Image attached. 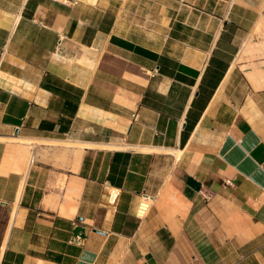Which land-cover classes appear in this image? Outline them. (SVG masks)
<instances>
[{
    "label": "crops",
    "instance_id": "crops-1",
    "mask_svg": "<svg viewBox=\"0 0 264 264\" xmlns=\"http://www.w3.org/2000/svg\"><path fill=\"white\" fill-rule=\"evenodd\" d=\"M0 264H264V0H0Z\"/></svg>",
    "mask_w": 264,
    "mask_h": 264
},
{
    "label": "rangeland",
    "instance_id": "rangeland-1",
    "mask_svg": "<svg viewBox=\"0 0 264 264\" xmlns=\"http://www.w3.org/2000/svg\"><path fill=\"white\" fill-rule=\"evenodd\" d=\"M74 144L78 143L75 142ZM74 144L70 145V143H61L60 145H54V147H48L46 144L42 145L38 143L37 147L33 148V151H35L33 159L35 162L36 160L40 161L49 167L64 169L70 168L75 170L76 168L73 165L72 158V154L75 152L74 149L76 147Z\"/></svg>",
    "mask_w": 264,
    "mask_h": 264
},
{
    "label": "built area",
    "instance_id": "built-area-1",
    "mask_svg": "<svg viewBox=\"0 0 264 264\" xmlns=\"http://www.w3.org/2000/svg\"><path fill=\"white\" fill-rule=\"evenodd\" d=\"M226 184L232 185V181L230 179H227L226 180ZM118 195H119L118 190L117 189H112L111 192H110V200L111 201L114 200V201H112L114 203L116 201ZM205 197H209V195L206 194ZM153 201H154V196L152 194L147 193V192H142L141 193V199H140L139 204L137 206L136 214L139 217L146 216L149 213V210L151 208V205L153 204ZM76 239L79 242H81L82 236L78 235L76 237Z\"/></svg>",
    "mask_w": 264,
    "mask_h": 264
},
{
    "label": "bare ground",
    "instance_id": "bare-ground-1",
    "mask_svg": "<svg viewBox=\"0 0 264 264\" xmlns=\"http://www.w3.org/2000/svg\"><path fill=\"white\" fill-rule=\"evenodd\" d=\"M14 139H16V140H14ZM14 139H12V140H14V141H19V142H23V143H28V144H31V145H35L36 143L38 144V143H40V144H46V145H60L61 143L60 142H51L50 143V141H46V140H41V141H39V142H36V141H34V140H32V139H29V138H23V137H19V136H15V138ZM3 140V139H2ZM64 143H70V141H66V142H64V141H62V144H64ZM71 145V144H70ZM85 146H88V144H81L80 145V148H83V147H85ZM33 152V151H32ZM176 155H177V157L180 155V151H176ZM80 156H81V153H76L75 154V163H77V161L79 160V158H80ZM33 158H34V154L33 153H31V155L29 156V162H28V164H27V170L25 171V173H24V177H23V181H22V184H21V192H22V190H23V187H24V183H25V180H26V176H27V173H28V169H29V167H30V164L32 163V161H33ZM20 192V193H21ZM20 195V194H19ZM18 198V197H17ZM20 199V198H19Z\"/></svg>",
    "mask_w": 264,
    "mask_h": 264
}]
</instances>
